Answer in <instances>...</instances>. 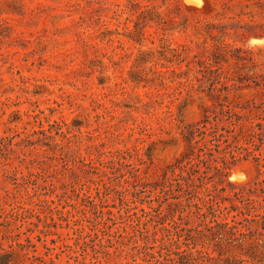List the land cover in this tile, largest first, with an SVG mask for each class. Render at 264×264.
I'll return each instance as SVG.
<instances>
[{"label": "rangeland", "instance_id": "1", "mask_svg": "<svg viewBox=\"0 0 264 264\" xmlns=\"http://www.w3.org/2000/svg\"><path fill=\"white\" fill-rule=\"evenodd\" d=\"M263 6L0 0V264H153L130 248L142 240L129 214L157 205L155 185L185 147L181 130L214 102L197 62L223 43L264 60V37L243 38L264 23ZM254 182L264 186V172L248 159L206 186L230 194ZM160 208L169 218L181 205L168 198ZM244 223L236 240L197 239L190 251L214 257L204 264H264L239 253L236 241L264 251V229Z\"/></svg>", "mask_w": 264, "mask_h": 264}, {"label": "trees", "instance_id": "2", "mask_svg": "<svg viewBox=\"0 0 264 264\" xmlns=\"http://www.w3.org/2000/svg\"><path fill=\"white\" fill-rule=\"evenodd\" d=\"M255 27L257 30L243 34V38L264 37V23L257 22ZM197 64L201 76L196 79L207 86L214 102L203 110L200 120L181 130L185 147L166 166L161 181L155 185L157 205L129 214L133 215L131 236L138 235L142 240L141 243L135 239L130 248L142 252L153 264H204V260L214 257L206 250H195L197 256L190 251L197 239L236 240L237 235L246 234L240 227L247 229L244 222L248 221L259 222L264 229L262 184L254 182L256 187H238L230 194H217L206 186L213 175L239 160L250 159L258 172H264V60L256 57L253 46L223 43ZM168 198L181 208L177 212L172 209L169 218H162L160 206ZM167 205L170 207L171 203ZM186 209L195 216L193 227L181 222V213ZM221 215L223 218L218 221L215 217ZM240 242L235 244L241 255L264 263V251L257 254L252 244L242 247ZM224 264H241V259L225 257Z\"/></svg>", "mask_w": 264, "mask_h": 264}]
</instances>
